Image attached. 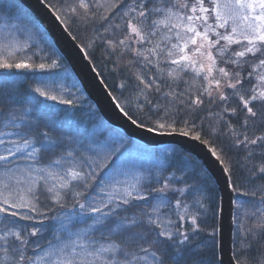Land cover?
<instances>
[{
    "label": "snow or ice",
    "instance_id": "obj_1",
    "mask_svg": "<svg viewBox=\"0 0 264 264\" xmlns=\"http://www.w3.org/2000/svg\"><path fill=\"white\" fill-rule=\"evenodd\" d=\"M57 10L90 31L85 58L102 50L121 75L111 99L131 125L198 144L145 148L137 161L102 123L91 135L66 128L79 86L41 78L21 96L11 73L63 58L51 44L29 55L38 44L0 42V264H202L196 148L230 175L264 181V0H71ZM241 194L264 204V184ZM245 218V235L264 237V209Z\"/></svg>",
    "mask_w": 264,
    "mask_h": 264
},
{
    "label": "trees",
    "instance_id": "obj_2",
    "mask_svg": "<svg viewBox=\"0 0 264 264\" xmlns=\"http://www.w3.org/2000/svg\"><path fill=\"white\" fill-rule=\"evenodd\" d=\"M49 5H53V10L60 16L57 10L58 6L62 3L71 0H45ZM7 5L6 13H0L7 22H15L18 27H25L30 31V42L33 45H39V48H33L28 50L30 55L33 51L39 52L40 48H46L48 44L56 50V52L63 58V64L60 68H46L43 71L30 69H13L11 73L16 79V87L19 90L21 96L27 94L31 89L39 86V80H58L62 74H69L71 76V82H75L79 86V107L72 109L64 105H57L59 108L67 107V119L65 121L66 128L72 131H79L83 135H91L94 129L101 123L106 125L109 132L123 135L130 143L126 146L129 148V152L126 156L139 161L143 154V149L162 150L166 148H173L176 145H162V146H148L134 138H130L124 134L120 129L108 124L100 115L98 109L94 103L84 94L80 83L74 76L67 61L55 47L50 36L46 30L38 23L32 13L26 9L18 0H4ZM63 19V17H61ZM67 29L76 37L77 41L83 46L90 40L91 33L86 31L83 27L78 26L73 20L68 19L64 22ZM28 39V35H26ZM89 52V58L91 59L96 70L99 72L101 78L107 83L108 88L112 94L116 97L121 96V91L118 88V83L121 79V75L111 72L112 65L108 62L105 55L102 54V50L86 49ZM21 57L25 54L20 53ZM34 63H41L47 61L34 60ZM3 70H0L2 73ZM58 82V81H57ZM75 92L76 89H73ZM125 96L129 95L128 92L124 93ZM49 104L53 103L48 101ZM108 133H105L107 135ZM233 163L238 160V156L232 155ZM196 161L204 168V166L196 159ZM206 173L205 181V197L207 200V211H205L201 217L202 226L205 228L204 232H201L196 238L198 247L195 249L202 255L197 256L196 259L201 260L202 264H219V252H218V216H219V204L220 195L215 180L210 173L204 168ZM230 175V174H229ZM232 186L237 189L235 191V229H234V256L239 264H264V237L260 235L246 236L245 231L250 226L249 219H246V215L257 209H264V204L260 203L259 195L245 196L241 193L244 191H255L256 187L260 184H264V181L257 180L255 184L249 179L247 173L241 171L239 168H234L230 175ZM215 229V237L208 235Z\"/></svg>",
    "mask_w": 264,
    "mask_h": 264
},
{
    "label": "water",
    "instance_id": "obj_3",
    "mask_svg": "<svg viewBox=\"0 0 264 264\" xmlns=\"http://www.w3.org/2000/svg\"><path fill=\"white\" fill-rule=\"evenodd\" d=\"M28 9L38 23L46 30L55 47L67 61L74 76L80 83L84 94L94 103L103 119L110 125L120 129L130 138H134L148 146L184 145L191 147L198 142L188 137L178 135H158L148 133L131 125L116 109L111 97L110 89L104 87L102 78L91 59L85 58L81 51L82 45L73 40L72 33L65 24L57 19L58 14L49 7L45 0H18ZM95 67V66H94ZM111 93V95H109ZM194 155L215 180L219 190L220 204L218 216V252L219 264H237L234 256V229H235V191L230 175L221 165L209 158L204 146L196 148Z\"/></svg>",
    "mask_w": 264,
    "mask_h": 264
},
{
    "label": "rangeland",
    "instance_id": "obj_4",
    "mask_svg": "<svg viewBox=\"0 0 264 264\" xmlns=\"http://www.w3.org/2000/svg\"><path fill=\"white\" fill-rule=\"evenodd\" d=\"M2 15H0V42L5 41H20L23 43L26 40L30 39V31L25 27H18L15 22H7ZM26 35H28V39H26ZM67 81L69 85H71V76L69 74H62L58 78V82ZM131 177H129L130 179Z\"/></svg>",
    "mask_w": 264,
    "mask_h": 264
}]
</instances>
